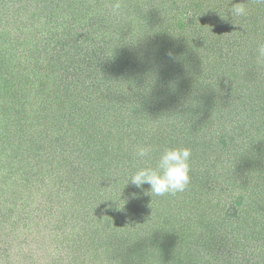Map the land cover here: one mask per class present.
Here are the masks:
<instances>
[{"label":"rangeland","instance_id":"374dc122","mask_svg":"<svg viewBox=\"0 0 264 264\" xmlns=\"http://www.w3.org/2000/svg\"><path fill=\"white\" fill-rule=\"evenodd\" d=\"M16 1L17 3L12 0L5 2L7 8H4L0 3V31L3 32L5 39L4 42L0 40V62L5 63L2 66L0 63V213L3 216V210H10L11 217L20 216L22 220H20V224L12 227L14 232L10 235L13 236L11 244L10 242H8L9 244L0 242V264H17V262L20 264H70L71 262L72 264H111V261L112 264H123V262L124 264H164V262L165 264H172L168 254L171 250L173 254L176 252L177 244L172 246L174 239L178 236L186 237L189 234L193 235L203 231L199 229L198 224L200 220L205 219L204 215L209 214L208 210V214L206 212L207 205L203 206V201L206 203L211 201H207L203 197L209 199L210 192L207 191L208 189L203 183L197 184L195 179V182L189 183L184 192L171 194L173 197L171 203L176 204L180 209L181 216L180 214L179 217L174 216L176 213L172 212L170 215H173V219L169 216L163 219L162 216L166 214V207L168 206L167 199L171 198L168 194L157 197L144 188L147 184L143 185L142 189L126 184L127 178L137 168L142 167V161L135 156L138 146L144 145L146 142L150 144L153 138L151 147L154 154H157L159 158L160 153L164 150L161 145L168 139L167 134L163 133L164 136L161 139L159 138L161 134H156L157 139H155L156 135L152 132L154 128L158 127L159 124L156 125V123H159L160 116L154 117L155 122L148 126L144 119H140L130 110H117L116 114L107 110L109 114L102 110L97 116H95L94 111L88 110V113H92L90 116H80L83 108H93L94 105H97L98 108V104L92 102L93 100L87 106H80L81 110L78 114L74 111V115H72L73 106L83 103L82 98L88 92L86 87H94L98 84V80L101 82L103 78L90 79L86 77L84 85L74 84L70 78L78 72V69L75 68L74 63L69 61V57L75 53L69 52V55L61 56L57 52L58 42L64 38L59 35L62 29L59 26H62L63 23H59V19L54 18L55 14L48 4L42 3L41 5L39 0ZM191 1L195 5L192 11L196 12V18L201 19L199 22L205 28H211V20L214 14L219 13L217 12L219 9L212 2H209L210 5L204 2L199 5L197 0ZM221 2L222 0L216 3ZM9 3L11 4L9 5ZM91 3L92 0H88L84 5L89 12V17L104 19V21H99L102 22L101 25L96 24L97 27H100L101 35H107V30L109 32L115 30L116 33L118 32L117 35L124 36L127 28L132 27L131 29H133L137 39L135 41L132 38L135 41L132 43L133 46L128 45L130 42L118 41L123 44L121 47L126 48V53L130 54V57L133 56L132 60H138L140 66L151 61L148 68L149 70L152 69L150 83L152 77V89L155 95L153 101H156V104L163 103L169 113H180L179 110H181L183 114H188L185 109L191 106L189 100H194L195 97L188 100L183 99L181 101L183 103L179 107L174 105L178 104V98H182L181 96L184 94H191L195 90L192 88L194 79H196L193 74H197L199 65L206 64V56L203 57L206 53L204 49L206 50L210 46L200 38L201 43L199 42L195 48H192L195 51L191 50L190 53L192 54L186 53L187 44L185 45L183 39H180L183 37L181 33L185 27L184 22H187L191 11V9L183 8L186 0H121L122 7L118 15L112 14L110 9H106L105 3L99 4V9L93 7ZM31 13L34 14L33 17L29 15ZM205 14L206 16L203 17ZM234 27H239L238 22L234 23ZM8 36L10 38L6 39ZM16 36L20 37V42L18 40L15 42ZM103 39L105 40L106 36H103ZM173 39H178L175 41V45H173ZM172 45L175 47V51L176 49L179 51L172 54L176 53L181 60H176L177 56L173 58H176V61L167 60L171 54L167 56V59L161 62L158 60L155 63L154 56L155 58L159 56L158 51L164 52L165 48L172 47ZM112 46L115 47V43H112ZM105 50V54H108L109 49L106 48ZM99 53L104 52L99 50ZM238 56L240 57V54ZM212 57L216 56L209 53L211 65L221 67L216 64V60L212 61ZM185 58H188L187 61L184 60ZM190 59L193 62H190ZM159 65L161 70H159ZM233 68L234 66H231L230 69H224L227 78L239 80V77L244 73L235 74ZM61 70L68 71L65 76L63 75L64 81L59 78ZM158 79H161L162 82L166 81L167 86L164 93L167 95L165 98H162L158 93L160 90ZM170 81L172 82L169 83ZM163 85L165 84L163 83ZM74 86L81 88L80 90L79 88H77L78 90H71L77 96L70 101L69 105L62 106V103L59 102L60 98L69 94V90H65V88L70 89ZM101 89L104 90L105 88ZM203 97L207 102L208 93H203ZM230 97L233 95L226 96L225 103L227 105ZM209 98L211 101L213 98L211 94ZM197 103L193 101L192 105H197ZM225 103L220 100L217 105L222 106L225 110L233 111V105L229 104L232 106L227 108ZM202 105L200 101L197 107L199 110L194 113L193 118L198 123L199 129L201 122L205 121ZM210 117L211 122L216 119L215 115L210 114ZM122 119L124 120L123 124L121 123ZM103 126H106V132L101 130ZM96 130L102 131L98 137L104 136L108 147L101 150L97 149V152L91 155L89 152L90 159L86 163L85 169L81 168L84 171L79 175L82 182L88 188L90 187L92 196L84 195L82 198L85 200L80 202V197L70 198L69 192L76 195L74 191L66 190L68 187V180L65 178L67 166L63 163L60 146H66V152H68L71 149L69 145L73 141L76 143L75 137L80 136L85 139L87 137L86 132L91 133ZM225 132L224 129L220 132L222 137ZM196 137L202 138V135L198 134ZM206 137L202 138L201 142V147L206 149L204 152L198 151L199 153L194 155L196 158L197 155L199 158L209 155L208 152L210 151L208 150L214 145L213 140L211 142L209 140L211 138ZM56 139L59 140V143L56 142ZM91 141L94 143L93 140ZM260 146L262 147L263 144ZM169 147L173 146L167 145L166 148ZM249 147L251 145L246 143L244 151L247 152ZM253 147V152L258 153L259 144L257 140L253 143ZM91 149L88 147L87 152ZM81 155L85 157L86 152L81 153ZM196 158L190 162L191 170L201 163ZM91 159L95 162L91 163ZM228 160L231 161V156L225 161ZM103 161H108V163L101 164ZM244 162L239 160V170L237 165V168L230 170L229 174L232 177H237V172L242 168V173L239 172L238 176L249 170L255 175L256 170L247 168ZM89 165L92 167H88ZM103 165L107 167L106 170L97 169ZM207 165L205 164V168ZM96 166L97 168L94 170ZM218 168L219 165L216 169ZM209 169L211 172L213 171L210 163ZM90 171H94V173ZM103 172H107L109 175H104ZM108 176L111 177L108 179ZM199 176L201 174L197 177ZM246 182L248 183V181H244V183ZM231 185L235 189H240L242 186L238 181ZM98 187L102 189L101 192L100 190L98 192ZM69 188L72 189L73 186L71 185ZM201 190L202 194L199 193ZM95 193L99 195L95 196ZM184 193L189 196L187 201ZM213 194L218 198V194ZM236 196V202L239 204L242 197L238 196L237 193ZM160 198L163 199L160 200ZM155 199L156 201H154ZM201 201L202 203H198ZM193 203H198L199 206L195 208ZM142 210V213L145 214L140 215ZM146 211L149 213L147 214ZM211 214L212 212L209 215L211 216ZM5 216L7 215L5 214ZM112 216L120 217L121 222L118 220L113 222ZM91 220L94 221L92 225L89 223ZM110 220L112 222V236L115 237L112 241L113 244L110 243V239L105 238L106 235H103L104 237L98 236L99 233L97 232L94 238V234L87 237V241L82 240V237L80 241L78 240L84 230H87L88 235L91 234L93 226L102 232L104 229L109 230L108 236H111V225L107 223ZM122 221L123 223L125 221V225L121 224ZM85 226L88 228L84 229ZM194 228L199 230L195 231ZM26 234L31 235L30 238H25ZM32 235L40 237L36 251L33 249L35 246H32L34 242H32ZM169 236L172 237L173 241L170 239L165 242ZM25 239L26 242L23 243L22 241ZM95 240L98 242L96 243ZM78 242H84V252H90V250L93 252L98 247L100 248L97 251L99 253L94 254V256L90 255L89 260L85 259L84 263L80 260L81 258L74 259V254L70 258L68 252L75 251ZM98 243H102V245ZM2 244L8 248L5 249ZM48 246L61 248L59 249L61 250L60 255L63 256L62 262H44L45 259H49L47 255L51 254L50 251H47ZM29 252H31V258L28 257ZM11 253L12 256L8 259V255ZM52 257L53 255H51V259ZM123 257L125 260L122 262L120 260ZM178 264L182 263L179 262Z\"/></svg>","mask_w":264,"mask_h":264},{"label":"trees","instance_id":"16d2710c","mask_svg":"<svg viewBox=\"0 0 264 264\" xmlns=\"http://www.w3.org/2000/svg\"><path fill=\"white\" fill-rule=\"evenodd\" d=\"M7 1L11 2V0H0L4 8H7V4L5 3ZM12 1L17 3L16 0ZM61 1L39 0V4H48L49 8L52 9V12L55 14L54 18L59 19V23H63L62 26H59L62 28L59 35L64 38L59 40L57 52L61 56H67L69 52L75 53L69 57V61L76 65L75 68L78 69V72L74 73L72 78L67 74L68 78L77 85H84L87 79L86 77L90 79L103 78L101 82L98 80V84L94 85V87H86L88 92L82 98L83 103L73 106L72 115H74V111L78 114L81 110L80 106H87L89 102L93 100L92 102L98 104V108L96 107L97 105H94L93 108H83L80 116H90L92 113H88V110L94 111L95 116L99 115L98 113L102 110L105 112L109 111L112 114L117 110H130L132 113L138 115L140 119H144L147 126L155 122L154 117L160 116L159 123H156V125H159L154 128L152 132H154L155 135L161 134L159 137L160 139L164 136L163 133L167 134L168 139L166 140L167 142L165 141L162 143V149H165L167 145L174 147L175 144L176 147L190 148V162L196 158V156H194L195 154L200 151H205L206 148L201 147L202 138L209 136L211 138L209 140H211V142L213 140L214 145L208 150L210 151L208 152L209 155L202 156L201 158L197 155L196 159H199L201 163L200 165H196L189 173L191 179L190 183L193 181L195 182L196 179L197 184L203 183L208 189L207 191L210 192L209 199L207 197L203 198L211 202L206 203V201H203V206L207 205L206 212L208 210L209 214L210 212H212V214L210 216L207 212L208 215H204L205 219L199 221L200 225L197 223L199 229L203 230L202 232L199 231L193 235L189 234V236L187 235L186 237L178 236L174 239L175 241L172 243V246L175 243L177 244V249H175L176 252L174 251L175 253L173 254L171 250L168 254V256L171 257L172 264L174 261V264H178L179 262L182 264H264V64L258 63L256 52L257 45L259 43H264V0H222L221 3H216L220 0H197L196 2H199V5L203 2L210 5L209 2H212L214 6L219 9L217 10L219 13L214 14L213 19H210L212 21V25L210 23L211 28H205V26L199 22L201 19L198 20L195 15L196 12L192 11V8L195 7L194 3L191 0H186V4H184L183 8L186 10L191 9V11L187 22H184L185 27L181 33L183 37L180 38L183 39L185 45L187 44V47H185L186 53L192 54L190 52L194 50L192 48H195L200 42V38L204 43L210 46V48L204 49L206 53L203 57L206 56V64L202 66L199 65L197 74H193L196 79H194V86L192 88L195 90L193 92L191 91V94H184L183 96L185 97L181 96L182 98H178V104L174 105L179 107V105L183 103H181L183 99L188 100L191 97H195L194 100H189L191 106L185 109L188 114H183L181 110H179L180 113H169L168 109H165V106H163V103L156 104V101H153L155 95L152 89V77V82L150 83L152 69L149 70L148 68L151 61L143 66L141 64L140 66L138 60H132L133 56L130 57V54L126 53V48L121 47L123 44L119 42H130L128 45L131 47L133 46L132 43L137 41V39L133 29H131L132 27L129 26L127 28L124 36L117 35L118 32L116 33L115 30L111 32L107 30V35H101V31L99 30L100 27H97L96 24L98 23L101 25L102 22L99 21H104V19L89 17V12L84 6L88 0ZM113 2L114 0H99V2L98 0H92L91 5L99 9V4L105 3L106 9L111 10ZM10 4L11 3H9V5ZM39 4L38 7H40ZM237 4H243L246 9L245 15L236 16L232 14V7ZM144 5L143 7H145ZM178 14L179 12L175 16L177 17ZM29 15L33 17L34 14L31 13ZM204 16H206V14L203 15V17ZM235 22H238L239 27H234ZM104 32L106 33V31ZM103 36H106L105 40ZM3 37V32L0 31V40L2 42L5 40ZM7 38H10V36L6 37V39ZM128 38L130 39L127 40ZM132 38H134L135 41ZM17 40L20 42V37L16 36L15 42ZM173 40V45H175V41L178 39ZM112 43H115V47L112 46ZM173 45L172 47L165 48L164 52L158 51L159 56L156 58L154 56L155 63H157L158 60L161 62L167 59V56L171 55L173 52L178 53V49L175 51ZM106 48L109 49L108 54H105ZM99 50H103L104 53H99ZM176 53L172 54L167 60H172L174 56H177V59L175 58L176 60H181L180 56L178 57ZM209 53L217 57H212V61L216 60V64L221 67H214L211 65L212 62L209 58ZM59 54L56 55L58 56ZM238 54H240V57ZM192 58L195 57L192 56ZM187 59L188 58H185L184 60L187 61ZM190 62L193 61L190 59ZM0 63L1 66L5 64L4 62ZM231 66H234L232 70L235 74L244 73L239 77V80H230L227 78L224 69H230ZM159 70H161L160 65ZM172 71L169 73L171 74ZM66 72L68 71L61 70L59 78L62 81H64ZM157 82L160 88L158 93L162 98H165V95H167L164 93L165 87L167 86L166 81L162 82L161 79H158ZM171 82L172 81L169 83ZM163 83L165 85H163ZM77 88H79V90L81 89L78 86H74L70 89L65 88V90H69V94L60 98L59 102L62 103V106L69 105L70 101L75 99L77 94L73 93L71 90H78ZM90 88L95 89L92 90ZM101 88L105 89L103 90ZM84 90L85 88L83 91ZM205 92L208 93L207 102H205L204 99L206 96L202 98ZM210 94L213 97L211 101L209 98ZM231 95H233V97H230L227 102L233 105V111L225 110L222 106L217 105L220 100L225 103L226 96ZM193 101L198 102L197 105H192ZM200 101L201 104H203L201 107L205 114V121L203 120L201 122V128L199 129L198 123L195 122L193 118L194 113L199 110H197V107ZM206 103H208V105H206ZM229 104L227 105L225 103L227 108L232 106ZM217 109H219V111H217ZM210 114L215 115L216 118L212 122ZM123 122L124 120L122 119L121 123L123 124ZM223 129L226 132L222 137L220 132H222ZM101 130L106 132V126H103ZM140 130H137V132H140ZM205 132L207 133L205 134ZM91 133L89 131L86 132V136L89 138L88 140L87 137L82 139L80 136H78V138L74 136L76 143L73 141V143L69 145L71 149L68 152H66V146H60L63 163L67 166V175H65V178L68 180V187H66V190L74 191L76 195L69 192L70 198L80 197V202L85 200L82 196H92L90 187L88 188L87 185L82 182L79 175V173L84 171L81 170V168L83 167L85 169L86 163L90 159L89 152H91V155L97 152V149L101 150L108 147L104 136L102 138L98 137L102 131L96 130ZM198 134H201L202 138L196 137ZM156 137L157 135L155 139H157ZM91 140H93L94 143ZM255 140H257L259 144L257 149L258 153L253 152V143ZM152 141L150 144L145 141L146 144H144V146H152ZM56 142L59 143V140L56 139ZM246 143L247 145H251V147L247 149V152L244 151ZM260 144H263V146L261 147ZM88 147L92 149L87 152ZM84 152H86L85 157L81 155V153ZM230 156L231 161H225L226 159H230ZM157 160V154H154L152 151L149 158L140 161H142V167H154ZM239 160L245 161L244 163L247 165V168L256 170L255 175L248 169L250 172L245 171L238 176L239 172L242 173L241 167V170L238 171ZM92 162L95 161L91 159V163ZM104 163H108V161H103L101 164ZM209 163L210 167L213 168L212 172L210 169L208 170ZM205 164H208L206 168ZM218 165L219 168L216 169ZM237 165V177H232L229 171L236 169ZM97 166L94 170H96ZM88 167L92 166L89 165ZM100 168L103 169V171L107 169L104 165L97 169ZM90 172L94 173V171ZM103 173L104 175L108 174L107 172ZM200 174L201 176L197 177ZM110 177L111 176H108V179ZM231 181L232 183L238 181V183L242 185L241 188L235 189L231 185ZM244 181H248V183L246 182V184ZM71 185L73 186L72 189L69 188ZM99 188L100 187H98V192L99 190L101 192L102 189ZM144 188L149 192L150 186L148 184L145 185ZM212 191L218 194V198H216V195H214ZM199 193L202 194V190ZM236 193L238 196L242 197L239 204L236 202ZM98 195V193H95V196ZM168 196L171 197L172 195L168 194ZM185 196L187 201L189 196H187V194H185ZM151 199L153 201L154 196ZM162 199L163 198H160V200ZM172 200L173 197L167 199L168 206L166 207V214L162 216L164 217L163 219H166L167 216L173 219V215H170L172 212L176 213L174 216L177 215L179 217V214L181 216L180 209L176 204L173 205V203H171ZM154 201H156V199ZM198 203H202V201ZM198 203H193V206H195V208L198 207ZM188 210L190 209L188 208ZM142 212L143 210L139 214H145ZM146 212L147 214L149 213L148 211ZM2 214L3 216L0 213V242H3V244H9L8 242H10L11 244V238L13 236L10 235L14 232L12 227L16 224H20V220L22 219L20 216L16 217L15 215L11 217L12 213L10 210H3ZM5 214L7 216H5ZM119 218L120 217L112 216L111 220L113 222L116 220L121 222ZM111 220L107 222L110 225L112 224ZM93 222L94 221L91 220L89 223L92 225ZM121 224L125 225V221L124 223L122 221ZM93 227L91 234L88 235L87 230H84L81 234L82 236H79L78 240L80 241L82 237V240L87 241V237H91L94 234V238L97 232L99 233L98 236L106 235L105 238L110 239V243L113 244L112 241H114L115 237L112 236V225L111 236H108L110 234L109 230L104 229V232H102ZM87 228L88 227L85 226L84 229ZM199 229L194 228L195 231ZM56 234L58 235V233ZM30 236L31 235L26 234L25 238H30ZM32 238V242L34 241L32 246H35L33 249L36 251L38 250L36 248H38L40 237H34L32 235ZM41 239H43L42 236ZM170 239L172 240L171 236L167 237L165 242H168ZM95 241L96 243L98 242L97 240ZM22 242H26V239ZM84 245V242H78L75 251L68 252L69 257L72 258L71 256L74 254V259L81 258L80 260L84 263L85 259H87V261L89 260L90 255L94 256V254L97 255V253H99L97 252L100 250L98 247H96L93 252L91 250L90 252H84ZM99 245H102V243ZM6 248H8V246H5V249ZM59 248L56 246L52 248L48 246L47 251H50L51 254H49L50 257L47 255L49 259H45L44 262H62L63 256L60 255L61 248ZM51 255H53L52 259ZM10 256H12V253L8 255V259H10ZM30 256L31 252L28 254L29 258H31ZM124 260L125 257L120 261L123 262ZM110 263L112 264V261ZM17 264L20 263L17 262ZM70 264H72V262Z\"/></svg>","mask_w":264,"mask_h":264},{"label":"clouds","instance_id":"9594fccd","mask_svg":"<svg viewBox=\"0 0 264 264\" xmlns=\"http://www.w3.org/2000/svg\"><path fill=\"white\" fill-rule=\"evenodd\" d=\"M121 0H114L111 5L112 14L118 15L121 11ZM232 14L243 16L246 9L243 4L232 7ZM257 61L264 64V43L257 45ZM153 148L151 146H138L135 156L144 160L150 157ZM190 158L191 149L187 147L165 148L159 155L154 167L145 166L137 168L128 178L126 184H131L138 189L143 185H150L149 193L154 196L165 194L175 195L184 192L190 183Z\"/></svg>","mask_w":264,"mask_h":264}]
</instances>
